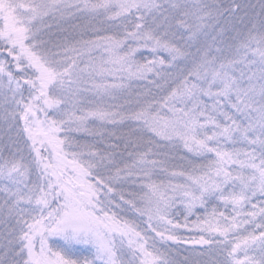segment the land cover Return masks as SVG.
<instances>
[{
    "label": "snow or ice",
    "instance_id": "1",
    "mask_svg": "<svg viewBox=\"0 0 264 264\" xmlns=\"http://www.w3.org/2000/svg\"><path fill=\"white\" fill-rule=\"evenodd\" d=\"M0 264H264V0H0Z\"/></svg>",
    "mask_w": 264,
    "mask_h": 264
},
{
    "label": "trees",
    "instance_id": "2",
    "mask_svg": "<svg viewBox=\"0 0 264 264\" xmlns=\"http://www.w3.org/2000/svg\"><path fill=\"white\" fill-rule=\"evenodd\" d=\"M87 254V253H86Z\"/></svg>",
    "mask_w": 264,
    "mask_h": 264
}]
</instances>
